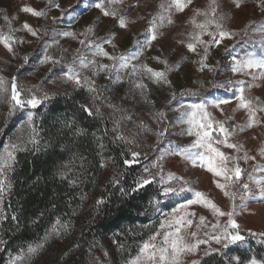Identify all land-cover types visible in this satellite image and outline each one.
Masks as SVG:
<instances>
[{"label": "rangeland", "instance_id": "1", "mask_svg": "<svg viewBox=\"0 0 264 264\" xmlns=\"http://www.w3.org/2000/svg\"><path fill=\"white\" fill-rule=\"evenodd\" d=\"M96 2L98 0H0V78H3L7 89L0 90V123L14 104V101H11V84L14 77L22 98L35 94L42 99V103L58 93H68L78 88L87 89L86 86L77 87L64 75L68 66L72 65L78 69L82 82L85 78L94 81L97 92L90 93L92 99L94 96L99 99H93V102L113 119L118 134L126 141H134L127 143L131 153H140L132 164L143 166L144 173L140 180L147 178L160 184L163 190L172 187L175 191L166 196L183 198L172 209L162 212L157 231L152 235H155L156 239L151 240V236L145 242L163 246L164 233L174 230L168 228L167 222L175 216L188 213L187 218L193 223L181 229L185 241L195 243L199 239L209 242L201 244L194 253H182L180 264L200 262L206 256V251L214 253L233 245L229 244L225 248L223 245L226 241L216 243L209 239L211 235L217 234L211 226L217 222L221 226L225 225L227 216L218 217L202 204H192L173 212V209L186 204L188 200L195 199L194 194L197 191L204 193L225 213L235 209L233 218L240 225L242 236H264V200L259 197L260 187L264 186V183L257 184V181H264V112H257V119L260 121L258 125L247 128V111L238 107L236 98L238 89L243 87L246 96L258 97L260 103L264 104V77L253 79V76H259L264 69L232 71L234 65L249 57L264 58V31L259 30L264 27V0H242L240 8L235 7L234 0H216L217 16L225 17L222 21L223 30L232 35L231 38L221 40L218 45L209 46L207 54L204 52L205 45L192 40V35L198 29L191 21L196 9L207 11L211 15L210 0H192L183 12H178L175 8L169 12L159 7L162 3L167 6L169 0H122L116 5H107L105 0L106 7L117 10L116 18L104 16L102 11L94 6ZM57 4L58 8L55 6ZM24 6L43 10L45 15L34 17L21 11ZM119 15L126 16L129 21L127 27L119 26ZM5 16L8 20L4 19ZM160 16L164 17L162 23ZM251 16L260 23H251ZM154 18L160 25L157 28V39L152 41L150 46H144L141 54L130 60L127 69L98 71L94 74L92 66L81 69L78 61L73 64L78 54L86 60L95 59L97 64L116 63L103 56H94L93 52L86 48L89 40L103 42L111 39V44H103L110 56L131 57L136 51L137 41L143 43L150 35V24ZM169 18L172 20L171 24L167 22ZM195 19L199 23L204 21L205 17L196 16ZM25 21L36 31L35 36L23 29ZM89 28L93 30L91 33L88 32ZM209 31H215V28L210 27ZM63 33L69 35L65 36ZM10 37L12 39H9ZM201 39L209 41L211 37L204 34ZM6 40L12 46L11 52L5 47ZM81 40H84L85 44H81ZM190 42L196 43L194 52L187 47ZM29 50L35 52L30 56L27 52ZM205 55L207 59L204 63L207 67L200 70ZM45 56L53 59L45 60ZM133 65L136 66L135 75H132ZM144 66L165 72L169 83L154 82ZM137 83H143L146 87L140 89L136 87ZM45 95L47 99H44ZM220 100L230 102L217 106ZM194 105H204V111L210 114L213 121L224 122L225 127L230 130L234 127L237 129L229 138V142L242 145L239 151L215 143L218 137L223 138L215 124L209 131L212 132L214 147H218L229 157L239 158L238 163L243 170L239 181L233 183L214 176L207 170L206 161L196 158V154L204 149L192 147L197 137L194 134L188 135L190 125L181 121L182 114L190 113ZM15 109L23 112L18 123L4 136L0 134V168L4 169L0 180L4 181L5 187L4 192L0 194V249L1 225L6 216L5 200L11 189V171L18 153L31 148L33 143L29 142L30 138L35 137L37 140L38 137L33 120L35 109ZM29 113L32 114L30 124ZM199 118L198 116L197 119ZM242 126L244 130L240 131ZM13 144L26 146L14 151V162L7 161L11 163V167H6V150L12 151ZM184 148L190 149L193 159H196L195 164L192 159L173 154ZM245 153L255 159L245 161ZM131 159L132 156L129 160ZM169 173L175 178L169 180ZM103 180L100 179L97 188ZM216 182L227 183L229 186L226 191L235 193V198L225 196V190L217 188ZM245 183L249 185L250 192L242 187ZM201 216L205 217V225H200ZM161 222H165L164 228L160 227ZM192 232L197 235L193 237ZM74 235L71 226L59 237L51 236L46 239L45 234L41 240L30 244L33 247L43 244L44 247L30 258L29 264H72L69 260L76 247ZM30 245L22 250L26 251ZM106 245L105 242L95 246V253L86 260V264H106ZM20 252L9 255L4 264H12L13 258ZM145 255L139 251L126 264H133L137 257H140V264H150L144 258ZM250 261L246 264H250Z\"/></svg>", "mask_w": 264, "mask_h": 264}, {"label": "trees", "instance_id": "2", "mask_svg": "<svg viewBox=\"0 0 264 264\" xmlns=\"http://www.w3.org/2000/svg\"><path fill=\"white\" fill-rule=\"evenodd\" d=\"M250 20L260 23L252 16ZM35 51L27 52L31 56ZM85 105L94 112L99 107L100 113L89 116ZM22 113L10 106L0 134L10 132ZM33 120L39 143L18 153L10 174L0 264L41 240L57 217L70 223L75 233L69 263L86 264L93 248L106 242V264H126L157 231L162 212L183 198L164 195L156 182L137 188L143 166L124 164L131 157L130 145L117 139L113 119L87 89L51 96L35 108ZM101 198L104 203L97 205ZM252 259L264 264V236H247L204 256L199 264H246Z\"/></svg>", "mask_w": 264, "mask_h": 264}, {"label": "snow or ice", "instance_id": "3", "mask_svg": "<svg viewBox=\"0 0 264 264\" xmlns=\"http://www.w3.org/2000/svg\"><path fill=\"white\" fill-rule=\"evenodd\" d=\"M122 0H107V5H116L121 3ZM192 3V0H169L167 6L165 4H161L159 7L165 11H171L172 8H175L178 12H183L189 4ZM234 4L236 8H240L242 4V0H234ZM57 8L59 5H55ZM96 8L100 9L104 16H112L116 18L118 16V12L115 9L110 10L108 7H106L105 0H98V2L94 5ZM217 5L216 0H210V8H211V15L207 11H201L200 9H196L194 16L192 18V24L198 31L192 35V40L195 42H198L201 45H205L204 52L207 54L209 50V46L212 44H219L221 40L224 38H231V33L224 31L222 26V21L225 19L224 16H217ZM21 11L28 13L34 17H43L45 15V12L43 10H37L30 6H24ZM196 16H204L205 19L202 22H197L195 17ZM5 20H8V17H4ZM161 23L164 20L163 16L159 17ZM119 26L121 28L127 27V24L129 21L127 20L126 16L119 15L118 17ZM134 22V21H133ZM169 24L172 23V20L169 18L167 21ZM160 25L157 24L156 19L154 18L153 21L150 24V35L148 38L141 43L140 41H137L136 44V51H134L131 55V57H128L126 55H121L120 57H112L110 54L104 49L103 44L108 43L111 44V39H106L103 42H93V41H87L86 48L89 51L93 52L94 56H103L110 60L116 61V63L109 65V64H97L96 60H86L82 55H77V57L74 59L73 64H75L77 61L79 63V67L81 69H87L90 66L93 68V73L95 74L98 71H120L122 69H127L129 67V63L131 59H136L142 52L144 46H150L152 41L157 39V28ZM23 29L29 32L31 35L35 36L36 31L25 21L22 25ZM210 27H214L215 31H209ZM260 31H264V27L259 29ZM93 30L91 28L88 29V32L91 33ZM204 34H207L211 39L209 41H204L201 39V36ZM63 35L67 36L69 33H63ZM9 39H12L11 37ZM15 42V41H13ZM81 44H85L84 40L80 41ZM5 47L11 52L12 46L11 44L6 40L4 41ZM115 47V45H113ZM187 47L190 51L196 50V43L190 42L187 44ZM79 52V50H78ZM45 60H52V57L45 56ZM159 60V58H156ZM207 59V56L205 55L204 59L201 61V69L203 70L204 67H207V65L204 63V60ZM165 64H167L166 61H164ZM147 73L150 74V78L153 79L154 82L160 83H169L166 79V73L162 71H156L153 70L147 66H144ZM252 68H258V69H264V58L256 59L253 57H249L242 63H238L233 66L232 71L233 72H241L245 69H252ZM136 72V66L133 65V71L132 75H135ZM66 75L67 79L70 81H73L77 87L86 86L87 90L91 93H96L97 89L94 86V81H91L88 78H85L82 82L79 71L76 67L69 65L67 68V72L64 73ZM264 77V72H261L259 76H253V79H259ZM111 78V77H109ZM119 81V77L116 78ZM5 82L3 78H0V90L7 91L5 88ZM258 86V85H249V87ZM136 87L143 89L146 87L143 83H137ZM238 107L245 109L248 114V123L246 125L247 128H252L255 125H258L260 121L257 119V112H264V104H261L258 97H251L245 95V89L243 87H240L238 89ZM44 99H47V95H45ZM94 100L99 99L98 96L93 97ZM11 101H14L13 107H19L21 109L25 107H30L35 109L38 105L42 103V99L38 98L35 94H31L27 98H22L21 92L18 90V86L16 83L15 77L12 80L11 84ZM229 100H220L217 103V106L219 104H226L229 103ZM110 107H114L113 105H109ZM85 112L92 116L94 114L100 113V108L96 107L95 112L92 108H89L88 106H83ZM204 105H194L192 106L193 110L190 113H183L181 116V121L186 122L190 125V127L187 130L188 135H195L197 139L193 143V148H201L204 149L203 152L197 153L196 158L200 160L206 161V167L207 170L211 173H213L214 176L222 177L225 181H231L235 183L236 181H239L242 177L243 170L240 168L238 163V157H229L226 155L223 151H221L218 147L213 146V140H212V132L209 131L210 129H213V124H215L219 132L222 134V139L217 138L215 140L216 144H222L225 147L236 149L239 151V149L242 147V145L235 144L229 142V138L234 135L236 132V128H232L231 130L227 127H225L224 122L222 121H213L210 118V114L206 113L204 111ZM200 117L197 119V117ZM186 118V119H185ZM130 119V117H129ZM32 120V114L29 113L28 115V122L31 123ZM240 131L244 130V126L240 127ZM77 134H81L80 130H77ZM118 140H125V138L120 135L117 137ZM31 143L34 145H37L39 143L38 140L35 139V137L30 138ZM128 143H134V141H125ZM26 146V145H12V151H7L6 154V167H11V163H7V161L14 162V151L18 148ZM101 148H103V145H100ZM173 154L182 155L185 159H192L193 164L196 163V159H193L192 153L190 149L184 148L181 149L179 152H175ZM140 155L138 152H132L131 156L132 159H125L124 164L126 166H131V164L136 162V158ZM243 159L247 161L248 159H255L254 157H249L247 153H245ZM103 166V165H102ZM264 170V169H262ZM4 169L0 168V174H3ZM145 171L147 172L148 169L146 168ZM61 179L66 178V174L64 172L60 173ZM174 175L172 173L168 174V179L172 180L174 179ZM251 179V177H250ZM70 183H75L74 180L69 181ZM163 182V180H162ZM118 183V181H117ZM151 183V181L147 178H143L138 182L137 188L143 187L144 185H147ZM264 183V181H257V184ZM229 185L227 183H219L216 182V187L224 191L225 196H231L233 199L235 198V193H229L226 191L227 187ZM242 187L250 192L249 185L247 183L243 184ZM5 190L4 187V181L0 180V194H2ZM135 190V189H134ZM183 190V189H181ZM175 190L172 187H166L164 188L163 192L164 195H168L169 193H173ZM195 199H190L187 201L186 204H182L177 209H173V212H178L181 209L187 208L189 205L192 204H202L204 207L210 209L212 213L218 217L227 216L228 220L227 223L223 226L217 222L216 224H213L211 227L213 229V232L217 233L214 235H211L209 239L214 240L216 243H221V241H226L224 243V247L227 248L229 244H235L237 242H243L245 237L240 234L239 228L240 225L236 222V220L233 218L235 215V209L233 211L225 213L223 212L212 200L208 199L204 193L202 192H195ZM259 197L264 200V186L260 187L259 190ZM243 200L244 197H241ZM104 203L103 199L97 201V205H100ZM243 207V205H242ZM189 214L185 213V215L182 216H175L172 220L167 222V226L169 229H174L172 231H166L164 233V238L162 241L163 246H157L154 243L145 242L140 249L142 254H146L144 258L150 262V264H180V255L182 253H194L197 251V249L200 247L201 244H208V240H199L197 239L195 243H188L185 241L184 237L181 235V229L185 226H191L193 221L191 219H188L187 216ZM194 215V214H192ZM200 225H205V217H200ZM161 228L165 227V222H161L160 225ZM70 228V223L63 222L59 217H57L50 230L46 233V239L51 236L59 237L63 233H66ZM158 235V234H157ZM191 235L195 237L197 234L196 232H192ZM205 235H208V233H205ZM156 236H152L151 240H155ZM44 247L43 244L37 245L35 247L29 246L27 250H21V252L13 258L12 264H29L30 258L35 255L40 248ZM218 251V250H214ZM211 252H205V255H210ZM133 264H140V257H137L136 261H133ZM192 264H199V261H193ZM250 264H258L256 260H251Z\"/></svg>", "mask_w": 264, "mask_h": 264}]
</instances>
